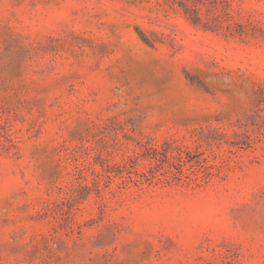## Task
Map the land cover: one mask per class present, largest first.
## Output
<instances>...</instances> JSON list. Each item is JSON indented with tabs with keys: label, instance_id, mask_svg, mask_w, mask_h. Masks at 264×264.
Instances as JSON below:
<instances>
[{
	"label": "rangeland",
	"instance_id": "374dc122",
	"mask_svg": "<svg viewBox=\"0 0 264 264\" xmlns=\"http://www.w3.org/2000/svg\"><path fill=\"white\" fill-rule=\"evenodd\" d=\"M0 264H264V0H0Z\"/></svg>",
	"mask_w": 264,
	"mask_h": 264
}]
</instances>
